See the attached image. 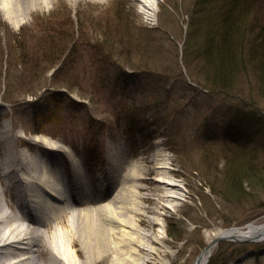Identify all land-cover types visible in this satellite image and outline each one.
I'll list each match as a JSON object with an SVG mask.
<instances>
[{
    "label": "rangeland",
    "instance_id": "rangeland-1",
    "mask_svg": "<svg viewBox=\"0 0 264 264\" xmlns=\"http://www.w3.org/2000/svg\"><path fill=\"white\" fill-rule=\"evenodd\" d=\"M234 7L244 15L246 38L256 39L264 30V0H159L153 20L136 0H52L32 9L18 29L0 14V139L8 138L0 144V163L2 150L16 141L58 143L59 150H36L47 153L42 160L47 157L61 184L57 193L71 192L70 204L82 210L111 202L135 165L146 173L138 199L147 219L142 236L156 233V216L167 236L160 243L142 238L150 254L140 252L141 264H194L209 245L208 233L264 223V176H236L243 155L264 172V95L257 75L248 68L230 89L214 87L206 79L211 65L200 53ZM160 153L185 186V201L175 210L153 181ZM74 173L84 174L82 190ZM3 189L0 184V202L6 212L14 210L17 225L29 224L24 210L37 219L49 215L47 228H32L46 229L49 244L63 237L76 260L86 263L81 239L70 238L77 230L72 207L47 210ZM169 219L179 239L169 236ZM42 245L37 258L46 252ZM208 264H264V241L220 242Z\"/></svg>",
    "mask_w": 264,
    "mask_h": 264
},
{
    "label": "bare ground",
    "instance_id": "bare-ground-1",
    "mask_svg": "<svg viewBox=\"0 0 264 264\" xmlns=\"http://www.w3.org/2000/svg\"><path fill=\"white\" fill-rule=\"evenodd\" d=\"M136 1L145 18L153 20L159 0ZM51 2L52 0H0V14L10 26L18 29L25 24L26 17L31 14L32 9L43 7ZM7 140V137L0 139V144L8 142ZM28 141L29 143L26 144L16 141L15 145L2 150L5 161L0 163V184L4 186V193L14 195V198L23 202L28 200L36 203L40 208L54 209L55 212L72 207V217L74 223H77V230L70 238L71 240L75 237L81 239L87 258L85 264H96V261L104 262V264H141L140 252L150 254L148 249L141 246L144 245L142 239L144 236H142L140 225L145 224L147 219L143 215L141 202L138 200L141 198L139 192L146 188L141 184L145 182L143 176L146 173H137V167L132 165V173L125 178L127 187L121 188L111 202L82 210L70 204V198L73 195L71 192L69 194L65 190L64 195L57 193L61 184L57 181L56 174L52 172L47 157L46 162L42 160L47 153L42 151L38 153L39 151L36 150L40 146L45 149L59 150L61 145L46 143L40 137ZM16 146L25 147V150L18 152ZM158 157L154 168L157 178L153 181L162 186L164 191L160 198L166 201V207L175 210L185 201V186L181 180L173 176L167 156L160 153ZM114 172L116 173L112 171V174ZM8 176L11 177L10 183L6 180ZM113 176L112 180L116 179V175ZM74 177L77 190H82L83 185L86 184L84 174ZM17 186L22 188L18 192ZM46 196H49L50 200ZM62 202L66 205H61ZM115 203L118 204V208L115 207ZM18 204L23 208L22 203ZM7 207L12 209L9 204ZM13 213L14 210L6 212L0 202V224L4 225H0V264H82L76 260L75 253L69 249L66 240L57 235L58 231L53 234L54 237L58 236V239L53 244H49L46 229L42 233L37 227L32 228L33 225L47 228L51 220L47 213V217L37 219L24 210L22 215L29 223L27 226L17 225L14 221L18 219ZM154 224L158 226L156 233H146L145 237H149L154 243H160L167 237L163 219L156 216ZM207 237L209 244L217 237L264 240V223H250L244 227H233L227 230L217 229L213 233H208ZM41 245L46 252H42L37 258L35 249ZM151 247V254L158 255L156 247ZM210 253L211 251L205 250L201 254L199 264H207ZM46 255H54L55 260L45 258ZM4 258L14 260L2 262ZM144 262L149 263V260Z\"/></svg>",
    "mask_w": 264,
    "mask_h": 264
},
{
    "label": "trees",
    "instance_id": "trees-1",
    "mask_svg": "<svg viewBox=\"0 0 264 264\" xmlns=\"http://www.w3.org/2000/svg\"><path fill=\"white\" fill-rule=\"evenodd\" d=\"M222 16L220 29L213 30V36L210 34L201 46L200 53L203 54L206 66L211 65V70L206 69V79L214 87L230 89L235 83L236 74L252 68L257 75V89L264 95V30L256 39L248 40L242 11H237L234 7ZM240 157L237 156L235 159ZM241 159L243 160L241 162L242 171H239L236 176H242L241 174H247V172L252 178L255 175L264 176L263 171L249 166L251 162L247 155H243ZM174 224V220L169 219L168 233L169 236L179 239L180 236L175 231Z\"/></svg>",
    "mask_w": 264,
    "mask_h": 264
},
{
    "label": "water",
    "instance_id": "water-1",
    "mask_svg": "<svg viewBox=\"0 0 264 264\" xmlns=\"http://www.w3.org/2000/svg\"><path fill=\"white\" fill-rule=\"evenodd\" d=\"M226 240H235V241H244V240H240V239H231V238H226V237H217L215 239L212 240V242L206 247L205 250H211L213 247H215L218 243L222 242V241H226ZM246 241H258V239H247ZM201 256L198 257L196 264L200 263V259Z\"/></svg>",
    "mask_w": 264,
    "mask_h": 264
}]
</instances>
